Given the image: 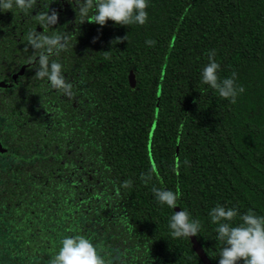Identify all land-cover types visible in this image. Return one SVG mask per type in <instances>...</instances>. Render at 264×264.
Wrapping results in <instances>:
<instances>
[{
  "label": "trees",
  "instance_id": "obj_1",
  "mask_svg": "<svg viewBox=\"0 0 264 264\" xmlns=\"http://www.w3.org/2000/svg\"><path fill=\"white\" fill-rule=\"evenodd\" d=\"M148 2L143 26L89 23L93 13L81 17L75 0H37L36 11L59 13L53 29L41 28L35 11H0V239L7 258L27 238L49 264L65 236L83 235L106 264H203L190 239L170 236L174 211L158 204L153 185L179 188L177 209L201 222L194 237L211 264H219L223 247L212 208L264 216V0ZM30 31L70 33L67 50L51 59L62 65L71 97L35 78ZM149 39L155 46H146ZM213 49L220 77L236 72L245 89L235 104L201 82ZM150 170L145 184L140 175ZM125 180L131 188L121 187ZM239 223L238 216L232 224Z\"/></svg>",
  "mask_w": 264,
  "mask_h": 264
},
{
  "label": "clouds",
  "instance_id": "obj_2",
  "mask_svg": "<svg viewBox=\"0 0 264 264\" xmlns=\"http://www.w3.org/2000/svg\"><path fill=\"white\" fill-rule=\"evenodd\" d=\"M76 8L81 17L89 23H95L101 27L110 20L117 25L129 26L137 24L143 26L148 21L147 8L148 0H75ZM37 0H0V11L12 12L14 8L21 12H36L33 19L41 28L53 29L58 23L59 13L49 7L45 11H36ZM85 20H82L83 23ZM28 45L35 53L37 67L35 78L45 79L50 86L71 97L72 84L62 74V65L52 60L53 55L58 56L67 50L70 33L45 34L43 31H30L26 36ZM127 40L116 38L113 44L122 43ZM146 46L153 47L154 40H146ZM109 52H105V58H109ZM216 51L208 53V63L202 70L201 82L215 90L219 97L235 104L237 97L245 92L243 86L237 84V73L233 72L230 77L221 78L219 75L220 64L215 60ZM187 163V161H185ZM140 179L148 184L153 179L152 171L141 173ZM132 180H125L121 187L129 189L132 187ZM152 192L159 205L171 209L177 208L180 197L179 188L176 191L152 187ZM211 222L217 225L215 232L216 239L223 244L219 254V264H264V216L257 215L249 210L246 214L240 215L234 207H225L217 204L209 212ZM239 216L241 223L233 226L232 222ZM168 227L170 236L173 239L190 238L198 236L201 229L199 219H193L186 210H180L172 214ZM58 252L53 255L49 264H106L105 259L98 251L96 245L83 235L65 236L60 241Z\"/></svg>",
  "mask_w": 264,
  "mask_h": 264
},
{
  "label": "flooded vegetation",
  "instance_id": "obj_3",
  "mask_svg": "<svg viewBox=\"0 0 264 264\" xmlns=\"http://www.w3.org/2000/svg\"><path fill=\"white\" fill-rule=\"evenodd\" d=\"M57 234L58 233H56V234H53V233L50 234L51 241H52V239H54L57 236ZM34 237H35V234L32 235V238L33 239H34ZM34 240H38V239H34ZM26 241H27V238L25 240H23V242H22L23 245L20 244L19 249H18V254L16 255V257L13 256L15 259H10V261H12L13 264H46V262H47L46 259L45 260L44 259L41 260L42 258H38L37 257V254H39V253L41 254V252H39L35 248L36 247L35 244L34 243L31 244L30 241H27V242ZM36 245L37 246H41L42 244H36ZM2 246H3L2 243H0V250L2 251V256L7 257L5 255V251L3 252L2 248H1ZM27 250H29V251H27ZM28 252H33L35 255L33 256V259L31 261L26 262L25 261V258H23V257H24V255L26 256ZM51 253L52 252H49V255H52Z\"/></svg>",
  "mask_w": 264,
  "mask_h": 264
},
{
  "label": "water",
  "instance_id": "obj_4",
  "mask_svg": "<svg viewBox=\"0 0 264 264\" xmlns=\"http://www.w3.org/2000/svg\"><path fill=\"white\" fill-rule=\"evenodd\" d=\"M161 81H162V78L160 79V84H159V88H158V93H157V99L159 98V95H160V86H161ZM129 84H130V87L131 88H134L135 87V79H134V76L132 73H130L129 75ZM156 119H157V112H156V116H155V119H154V123L152 125V129H151V132H150V136H149V139H148V148H150V143H151V135L153 133V130L155 128V124H156ZM176 151L178 150V141L176 143ZM163 187L165 188V186L163 185ZM173 211L175 212H178L179 210L176 208V209H173ZM190 242L192 244V248H193V251L194 253L197 255V257L201 260V262L203 264H211L209 262V260L207 259V257L205 256L201 246L199 245V243L196 241L195 237H190Z\"/></svg>",
  "mask_w": 264,
  "mask_h": 264
},
{
  "label": "rangeland",
  "instance_id": "obj_5",
  "mask_svg": "<svg viewBox=\"0 0 264 264\" xmlns=\"http://www.w3.org/2000/svg\"><path fill=\"white\" fill-rule=\"evenodd\" d=\"M3 161H4V164H9L8 160H3ZM0 243H1V240H0ZM0 264H13V262L10 261L9 258L2 256V251L1 250H0Z\"/></svg>",
  "mask_w": 264,
  "mask_h": 264
}]
</instances>
